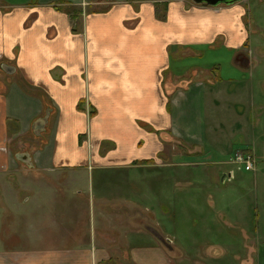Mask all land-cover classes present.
<instances>
[{"label":"crops","instance_id":"obj_1","mask_svg":"<svg viewBox=\"0 0 264 264\" xmlns=\"http://www.w3.org/2000/svg\"><path fill=\"white\" fill-rule=\"evenodd\" d=\"M244 7L0 0V264L192 259L124 192L137 178L172 192L189 179L174 158L222 152L223 125L238 122L229 103L250 96L230 95L214 64L178 62L223 47L236 68L252 65Z\"/></svg>","mask_w":264,"mask_h":264},{"label":"rangeland","instance_id":"obj_2","mask_svg":"<svg viewBox=\"0 0 264 264\" xmlns=\"http://www.w3.org/2000/svg\"><path fill=\"white\" fill-rule=\"evenodd\" d=\"M242 1L252 65L236 68L230 63L232 51L223 47H203L201 56L178 62L180 71L189 64L204 68L216 65V74L230 79V95L243 86L242 95L250 96L242 99L243 105L230 101V111L238 122L223 125L219 134L222 152L205 145L204 154L174 158L185 164L179 170L185 171L189 179L180 178L172 192L155 180L145 190L144 180L140 185L141 178H137L139 188L133 186L124 192L137 205L151 206L165 233L184 246L192 259H182L179 264H264V0ZM165 4L159 3V9L164 10ZM245 100L252 103L247 105ZM236 150L254 153L256 171H246L234 161ZM231 171L229 179L227 173ZM212 173H216L214 177ZM81 205L96 204L85 200Z\"/></svg>","mask_w":264,"mask_h":264},{"label":"water","instance_id":"obj_3","mask_svg":"<svg viewBox=\"0 0 264 264\" xmlns=\"http://www.w3.org/2000/svg\"><path fill=\"white\" fill-rule=\"evenodd\" d=\"M193 4L196 5H205L210 7H218V6H230L235 3L241 2L242 0H191ZM37 134H39L43 129V127H37ZM16 158L29 164V157L27 154H18L16 155Z\"/></svg>","mask_w":264,"mask_h":264},{"label":"built area","instance_id":"obj_4","mask_svg":"<svg viewBox=\"0 0 264 264\" xmlns=\"http://www.w3.org/2000/svg\"><path fill=\"white\" fill-rule=\"evenodd\" d=\"M234 161L243 165L244 170L250 171L254 166V159L251 154H242L240 151L235 153Z\"/></svg>","mask_w":264,"mask_h":264},{"label":"trees","instance_id":"obj_5","mask_svg":"<svg viewBox=\"0 0 264 264\" xmlns=\"http://www.w3.org/2000/svg\"><path fill=\"white\" fill-rule=\"evenodd\" d=\"M157 8H158V7H157ZM157 12H158V11H157ZM241 153H242V154H250V152L247 151V150L241 151Z\"/></svg>","mask_w":264,"mask_h":264}]
</instances>
